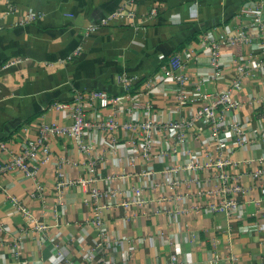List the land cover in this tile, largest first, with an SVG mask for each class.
I'll use <instances>...</instances> for the list:
<instances>
[{"label":"crops","instance_id":"0c3cea01","mask_svg":"<svg viewBox=\"0 0 264 264\" xmlns=\"http://www.w3.org/2000/svg\"><path fill=\"white\" fill-rule=\"evenodd\" d=\"M129 2L135 21L86 37L90 24ZM7 3L16 9L7 13ZM152 8L157 15L149 17ZM32 12L43 17L18 25ZM259 13L264 17V0H0V164L20 153L27 140L36 139L42 122L69 125L71 109L59 105L72 102L78 92L124 95L116 109L120 124L151 120L163 125L188 119L202 106L200 83L205 91L225 90L245 71L241 89L233 92L241 102L233 113L245 128L243 145L226 130L220 153L210 127L198 121L180 145L177 129L156 128L151 156L145 159L133 146L140 140L136 131L122 126L92 129L85 135L92 153L81 151L68 137L52 136V152L35 179L20 170L4 173L0 264H264V196L253 175L264 156V38L255 23ZM242 32L249 40L222 46L223 70L216 76L202 38L221 40ZM79 46L81 55L70 61L68 56ZM176 52L187 63L189 76L182 109L180 85L162 70ZM15 60L21 61L6 67ZM124 73L136 79L130 98L118 82ZM134 101L141 105L133 107ZM85 109L91 121L107 120L115 112L96 101L86 102ZM221 156L230 161L228 172L242 176L246 188L236 195L240 205L233 213L210 209L222 200L214 169L185 168L191 160L204 165ZM91 159L98 161L97 184L58 189L59 179L91 176L86 169ZM167 172L182 179L175 191L182 199L170 198L174 191L164 182ZM37 182L44 187L43 199L32 196ZM95 185L102 193H119L101 200L110 205L103 214L107 250L91 258L100 240L91 223ZM136 187L142 188L143 203L134 202ZM7 193L48 226V239L28 224Z\"/></svg>","mask_w":264,"mask_h":264},{"label":"built area","instance_id":"2783aa9c","mask_svg":"<svg viewBox=\"0 0 264 264\" xmlns=\"http://www.w3.org/2000/svg\"><path fill=\"white\" fill-rule=\"evenodd\" d=\"M6 8L7 13H11L16 9V6L13 3H7ZM156 15L157 9L152 8L149 12V17H154ZM41 17H43L42 13L32 12L22 19L18 25L22 26L33 23L39 20ZM136 17L137 14L131 8L130 2L123 4L104 16L98 23L90 24L85 31V35L88 37L106 26H113L135 21ZM255 23L258 29L261 31L262 37L264 38V17L261 15V13L255 17ZM202 39L210 49L211 65L214 69L215 75L217 76L220 75L223 70V64L221 62L220 56L222 46L233 45L241 41H248L249 36L242 32L235 36L228 35L221 40L215 39L213 37L211 38L206 35ZM82 51L83 46L77 47L68 56V59L70 61L75 60L81 55ZM19 61L21 60L11 61L6 65V67H9ZM261 64L264 65V61H261L260 65ZM186 66L187 63L183 60V57L179 52L173 53L169 57L168 61L162 65V70L165 75L167 77H172L180 85L178 109H182L188 100V95L186 94L184 87L186 82L189 80V76L185 73ZM244 73L245 71H242L237 74L231 86L225 90L213 92L205 91L202 87V83H200L197 86V90L199 91L203 101L202 106L193 111L192 116L188 119L176 121L174 123H165L163 125H158L151 120H128L120 124L116 120V109L118 103L124 99V95L112 96L107 91L102 90L88 91L84 93L78 92L72 102L61 103L59 105L61 108L71 109V123L69 125H62L55 122H42L39 127L38 137L36 139L27 140L20 153L12 154L7 161L0 164V189L6 193V190L1 185V177L4 173L9 171L20 170L28 177L34 179L37 177L40 166L48 160L52 152L49 142L52 136L68 137L81 151L92 153L93 145L88 143L85 138L87 131L92 129L114 130L119 126H122L124 130L136 131L138 133L140 140H135V142H133V146L137 148L139 147L141 149V153H139L142 158L149 159L153 148V139L156 128L160 130L169 127L177 129L178 133L176 136V143L180 145L185 141L186 131L199 121L210 127L212 140L216 144V148L220 153H223L225 149L222 133L226 130H229L232 133L233 140L236 144L239 146L243 145L245 143V128L233 113L236 109L240 108L241 102L234 98L233 92L235 90L241 89ZM135 80L136 79L134 76L128 75L126 73L119 76L118 82L121 83L127 92L125 97L130 98V89ZM149 87H151V83L150 81H147L146 88L148 89ZM90 101H96L102 108L111 107L113 108V111L115 110V112H113V114L107 120L91 121L88 119L85 111L86 102ZM140 105L141 103L138 101L133 102V107H138ZM147 106L151 107L152 104L147 102ZM258 161L261 163V167L257 169L253 175L255 179H259L260 192L262 196H264V156L260 157ZM97 162L98 161L96 159H91L86 164V169L91 173V176L80 177L76 181H64L59 179L57 183L58 189L61 190L63 187L73 185L75 183H78L85 188H88L89 184H97L99 181L98 177L95 176ZM229 164L230 161L227 158H222L221 156L215 161L206 162L204 165H200L195 160H191L185 167L187 169L208 168L215 170V176L219 180L217 191L221 194L222 200L220 203L210 206L212 211H227L229 213L237 211L239 209L240 203L236 199V195L239 193H246V188L242 184V176L240 177L230 174L227 170V166ZM58 176H60V173ZM164 182L168 183L171 190L174 191L170 198L174 197L178 200L182 199L181 195L175 193L182 183V179H175L173 178L172 173L167 172V175L164 177ZM36 187L37 190L32 194V196L43 199L44 187L39 182H37ZM92 190L94 216L91 223L96 227L100 240L91 251L89 255L91 258L95 257L98 250L103 255L107 250L106 240L108 238L109 231L105 225L103 214L105 209L110 207V205L102 202L101 200L102 198L109 196L115 197L119 193V190L117 189H112L110 192L102 193V191L96 185L92 187ZM134 192L136 194L134 202L143 203L142 188L136 187ZM7 194L16 209L24 215L28 221V224L32 223L33 229L39 233H42L44 240L48 239V237L46 238L47 235L45 232L48 226L44 223L38 222L33 213L24 204L20 203L16 197L10 196L9 193ZM60 204H62L61 200L59 201V205ZM172 260L176 261V257L173 256Z\"/></svg>","mask_w":264,"mask_h":264},{"label":"trees","instance_id":"16d2710c","mask_svg":"<svg viewBox=\"0 0 264 264\" xmlns=\"http://www.w3.org/2000/svg\"><path fill=\"white\" fill-rule=\"evenodd\" d=\"M77 59V58H76Z\"/></svg>","mask_w":264,"mask_h":264}]
</instances>
